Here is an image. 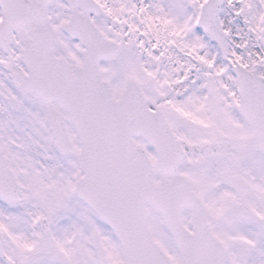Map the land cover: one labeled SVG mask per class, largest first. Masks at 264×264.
Segmentation results:
<instances>
[{
	"label": "snow or ice",
	"instance_id": "obj_1",
	"mask_svg": "<svg viewBox=\"0 0 264 264\" xmlns=\"http://www.w3.org/2000/svg\"><path fill=\"white\" fill-rule=\"evenodd\" d=\"M0 264H264V0H0Z\"/></svg>",
	"mask_w": 264,
	"mask_h": 264
}]
</instances>
